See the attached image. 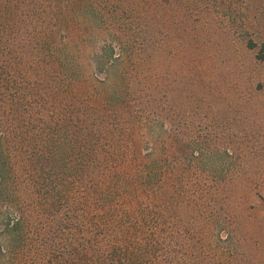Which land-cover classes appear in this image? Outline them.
Segmentation results:
<instances>
[{
	"label": "trees",
	"instance_id": "1",
	"mask_svg": "<svg viewBox=\"0 0 264 264\" xmlns=\"http://www.w3.org/2000/svg\"><path fill=\"white\" fill-rule=\"evenodd\" d=\"M26 1L0 0V264H220L194 224L226 210L197 204L185 227L191 205L162 141L135 134L148 123L143 46L115 37L88 49V20L77 16L97 26L96 0L55 6L41 30L27 26ZM107 1L102 9L116 11ZM92 64L106 75L126 67L112 96L81 90Z\"/></svg>",
	"mask_w": 264,
	"mask_h": 264
},
{
	"label": "rangeland",
	"instance_id": "2",
	"mask_svg": "<svg viewBox=\"0 0 264 264\" xmlns=\"http://www.w3.org/2000/svg\"><path fill=\"white\" fill-rule=\"evenodd\" d=\"M71 1L27 0L35 18L27 26L51 29L53 8ZM96 1L97 26L93 14L77 16L88 20V49L100 53L115 37L143 46L138 108L148 123L135 134L162 141L182 204L191 205L183 225L189 227L197 204L226 210L194 224L210 240L208 249L220 264H264V0H108L111 13ZM101 68L92 64V75L85 69L81 90L110 97L117 69L126 67L108 76Z\"/></svg>",
	"mask_w": 264,
	"mask_h": 264
}]
</instances>
